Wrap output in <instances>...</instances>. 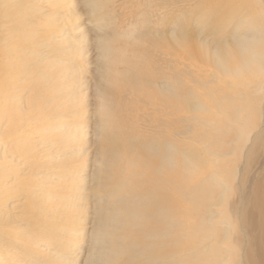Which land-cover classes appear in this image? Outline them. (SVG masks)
I'll use <instances>...</instances> for the list:
<instances>
[{
  "label": "bare ground",
  "instance_id": "6f19581e",
  "mask_svg": "<svg viewBox=\"0 0 264 264\" xmlns=\"http://www.w3.org/2000/svg\"><path fill=\"white\" fill-rule=\"evenodd\" d=\"M238 1L167 37L0 0V264H264V0Z\"/></svg>",
  "mask_w": 264,
  "mask_h": 264
},
{
  "label": "rangeland",
  "instance_id": "374dc122",
  "mask_svg": "<svg viewBox=\"0 0 264 264\" xmlns=\"http://www.w3.org/2000/svg\"><path fill=\"white\" fill-rule=\"evenodd\" d=\"M120 1H121V3H119ZM162 1H164V2H162ZM165 1H166V3H165ZM233 2H234V4H233ZM153 3H154V5H152ZM163 3H165V4H163ZM122 4L125 5L128 8V10L125 6H120ZM156 4L157 5L161 4L162 6L160 5L161 7L160 6L158 7V6H156ZM167 4H169V5H167ZM128 5H130V6H128ZM138 5H139V7H138ZM236 5L238 8L236 7ZM116 6L118 8L116 18H117V20H119L117 22L124 25V27L122 26L123 29H125L127 27L126 25H128L129 23H134L133 19L136 20L138 18L139 21H137V22L140 23L141 19L145 20L146 17L149 16V14H151L150 12L153 11L152 15L154 18L149 17L146 20H148L151 24L150 26L153 27L158 32H161V30L166 32L167 37L171 36L170 33H172V32L178 33V32H184V31L187 34L192 33L194 36L199 32V29H200L199 22H201V21L204 24V27H202L204 29V30L202 29L204 35H210V34H214L216 32L223 34L227 31V29L230 28L227 31V32H229L231 30V24L233 25V22H234L233 17L237 16V18H238V13L240 11L239 10L240 2L238 0H184V1L183 0H175V2H174V0L173 1L172 0H142V1L141 0H137V1L136 0H118V4ZM143 6H144V8H143ZM226 6H227V8H226ZM133 7H134V9H133ZM120 9L122 10L121 13H120V11H121ZM154 9H155V11H154ZM232 9L234 11L229 13ZM129 10H130V12H128ZM132 10H134V12H133L134 15H131ZM144 10L148 13L142 14V16H141L139 13H142V12L144 13L145 12ZM137 11H138V13H137ZM82 13H83V16H82L83 19L82 20H84L85 22H88V21H86L87 16L85 15L84 11H82ZM124 15L126 16L127 20L125 19ZM218 15H220V16H218ZM234 15H236V16H234ZM128 16L131 17L132 19L131 18L128 19ZM136 16H138V17H136ZM210 16H212V17L210 18ZM149 19H151L152 21ZM210 19H212V20H210ZM222 20H225L229 24V27L226 30H225L226 27L224 28V23L222 22ZM231 20H233V21H231ZM210 23H212V25H210ZM213 23H215V24L213 25ZM121 24L119 25V27L121 26ZM84 25L87 28L88 25H90V24L85 23ZM197 26H198V28H197ZM218 27H219V29H218ZM89 29L90 28H88V31H90ZM187 30H188V32H187ZM91 34H92V37H94L93 31L91 32Z\"/></svg>",
  "mask_w": 264,
  "mask_h": 264
}]
</instances>
